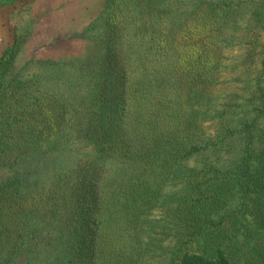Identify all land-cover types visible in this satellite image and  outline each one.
Listing matches in <instances>:
<instances>
[{
	"label": "trees",
	"instance_id": "obj_1",
	"mask_svg": "<svg viewBox=\"0 0 264 264\" xmlns=\"http://www.w3.org/2000/svg\"><path fill=\"white\" fill-rule=\"evenodd\" d=\"M89 24L85 99L12 72L29 26L0 53V264L39 243L45 264H140L169 186L212 230L177 264H264V0H102Z\"/></svg>",
	"mask_w": 264,
	"mask_h": 264
},
{
	"label": "rangeland",
	"instance_id": "obj_2",
	"mask_svg": "<svg viewBox=\"0 0 264 264\" xmlns=\"http://www.w3.org/2000/svg\"><path fill=\"white\" fill-rule=\"evenodd\" d=\"M101 7L102 0H1L0 53L13 41L15 34H20L25 26H29L30 34L18 52L12 72L21 68L23 75L38 76L42 86L48 89L71 98L85 99L90 83L87 67L83 68L86 80L76 79L72 69L79 65L78 56L87 61V56L93 55L97 49L88 31L91 19ZM223 59L227 67L234 63L230 55ZM225 75L221 77L222 81L227 77ZM67 142L69 146L71 141ZM238 143V139H234L232 145L229 143L228 151L222 153L223 164H229L232 153L241 149L242 145ZM60 147L62 145L45 158L44 166L54 161L58 153L56 150ZM86 147L82 145L80 149L86 150ZM7 174L6 169H0V183ZM167 191L172 192L165 194L162 204L148 214L140 264H177L185 250H211L209 234L212 230L203 218L207 212L200 211L196 215L197 220L192 223L188 211L179 209L180 203L187 201L186 191L179 186H169ZM191 230L198 232L193 236L190 235ZM231 250L239 262L237 264H240L239 254L234 248ZM51 252L52 248L48 245H30L29 264L47 263Z\"/></svg>",
	"mask_w": 264,
	"mask_h": 264
}]
</instances>
